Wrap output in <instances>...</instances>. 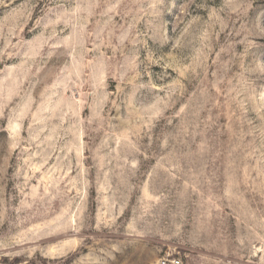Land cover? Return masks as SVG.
Masks as SVG:
<instances>
[{"label":"rangeland","instance_id":"374dc122","mask_svg":"<svg viewBox=\"0 0 264 264\" xmlns=\"http://www.w3.org/2000/svg\"><path fill=\"white\" fill-rule=\"evenodd\" d=\"M264 264V0H0V264Z\"/></svg>","mask_w":264,"mask_h":264},{"label":"built area","instance_id":"2783aa9c","mask_svg":"<svg viewBox=\"0 0 264 264\" xmlns=\"http://www.w3.org/2000/svg\"><path fill=\"white\" fill-rule=\"evenodd\" d=\"M180 260L179 259H173V260H170V259H164L162 261L163 264H180Z\"/></svg>","mask_w":264,"mask_h":264}]
</instances>
